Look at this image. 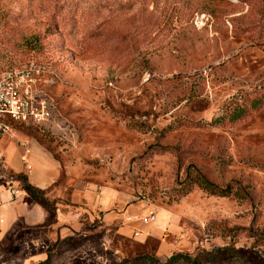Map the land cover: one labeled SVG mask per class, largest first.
<instances>
[{
  "label": "rangeland",
  "instance_id": "1",
  "mask_svg": "<svg viewBox=\"0 0 264 264\" xmlns=\"http://www.w3.org/2000/svg\"><path fill=\"white\" fill-rule=\"evenodd\" d=\"M31 61L51 116L27 133L71 180L154 218L3 259L264 264V0H0V69Z\"/></svg>",
  "mask_w": 264,
  "mask_h": 264
},
{
  "label": "crops",
  "instance_id": "2",
  "mask_svg": "<svg viewBox=\"0 0 264 264\" xmlns=\"http://www.w3.org/2000/svg\"><path fill=\"white\" fill-rule=\"evenodd\" d=\"M1 140L8 143L0 146V161L12 173V177L0 173L1 253H11L8 248L20 243L25 246L43 244L75 231L100 229L103 225L113 224L116 231L124 233L134 225L140 229L146 226L129 217L136 212L131 209L132 203L117 209L114 205L122 202L117 194L104 200L102 192L92 186L85 187L84 181L71 180L52 151L36 136L17 131L14 138L2 137ZM18 140H23L24 145ZM24 147L28 152H24ZM18 175L43 192L47 206L38 203L22 188ZM10 187L16 189L15 194L9 192ZM38 255L42 257L43 250Z\"/></svg>",
  "mask_w": 264,
  "mask_h": 264
},
{
  "label": "built area",
  "instance_id": "3",
  "mask_svg": "<svg viewBox=\"0 0 264 264\" xmlns=\"http://www.w3.org/2000/svg\"><path fill=\"white\" fill-rule=\"evenodd\" d=\"M40 70L32 61L0 69V138H14L17 131L25 128L49 126L51 103L37 88ZM18 142L24 145L23 140ZM24 152H28L27 147ZM9 192L15 194L16 189L10 187ZM153 218L149 212L140 221L148 223ZM132 234L139 235L140 230H132ZM0 264L9 263L0 256Z\"/></svg>",
  "mask_w": 264,
  "mask_h": 264
},
{
  "label": "trees",
  "instance_id": "4",
  "mask_svg": "<svg viewBox=\"0 0 264 264\" xmlns=\"http://www.w3.org/2000/svg\"><path fill=\"white\" fill-rule=\"evenodd\" d=\"M33 129H35V128H25L24 131H26V133H27L28 131L33 130ZM17 177L20 178V182H21V186H22V188H24V190H25V191H26V192H27V193H28V194H29L34 200H36L38 203H40V204L43 205V206H47L48 201H47V199L43 196V192H42V191H40V190H38V189H35L34 187L30 186V185L25 181V178H23L22 176L18 175ZM200 184H201L202 186H204L205 188H208V190H210V191H212V192L215 191V189H214L212 186H210V185H211L210 182H208L207 180H204V179L200 180ZM218 192H224V190H222V189H218ZM206 253H208L209 256L213 257V255H212L210 252H206ZM173 255H175V254H172V255L170 256V259L172 258ZM145 257H146V256L143 255L142 259H143L144 261H141L142 264H145V263H146L145 261H146L147 258H145ZM189 260H190V261H189L190 264H197V263H199L200 258H197V257H191Z\"/></svg>",
  "mask_w": 264,
  "mask_h": 264
}]
</instances>
